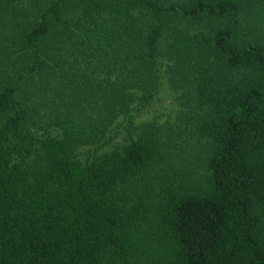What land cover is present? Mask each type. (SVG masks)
Listing matches in <instances>:
<instances>
[{
	"label": "trees",
	"instance_id": "1",
	"mask_svg": "<svg viewBox=\"0 0 264 264\" xmlns=\"http://www.w3.org/2000/svg\"><path fill=\"white\" fill-rule=\"evenodd\" d=\"M0 264H264V0H0Z\"/></svg>",
	"mask_w": 264,
	"mask_h": 264
},
{
	"label": "rangeland",
	"instance_id": "2",
	"mask_svg": "<svg viewBox=\"0 0 264 264\" xmlns=\"http://www.w3.org/2000/svg\"><path fill=\"white\" fill-rule=\"evenodd\" d=\"M177 106L173 101V97L166 84L163 85L160 93L156 96L153 103L137 113L135 123L156 121L165 123L172 119L176 113ZM171 117V118H170ZM121 137H117L115 141H120ZM113 143H115L113 141Z\"/></svg>",
	"mask_w": 264,
	"mask_h": 264
}]
</instances>
